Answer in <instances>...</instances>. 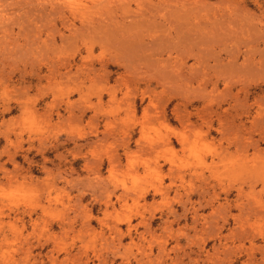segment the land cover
<instances>
[{"label":"rangeland","instance_id":"obj_1","mask_svg":"<svg viewBox=\"0 0 264 264\" xmlns=\"http://www.w3.org/2000/svg\"><path fill=\"white\" fill-rule=\"evenodd\" d=\"M0 264H264V0H0Z\"/></svg>","mask_w":264,"mask_h":264}]
</instances>
